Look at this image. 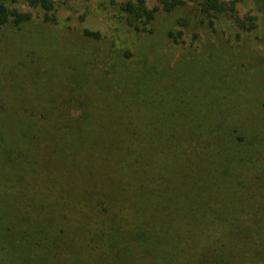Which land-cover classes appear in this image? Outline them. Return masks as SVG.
Wrapping results in <instances>:
<instances>
[{"label":"rangeland","instance_id":"rangeland-1","mask_svg":"<svg viewBox=\"0 0 264 264\" xmlns=\"http://www.w3.org/2000/svg\"><path fill=\"white\" fill-rule=\"evenodd\" d=\"M53 1L46 22L7 0L30 18L0 28V264H264V0H144L146 24L137 0ZM135 136L124 161L72 157ZM46 157L101 192L37 191Z\"/></svg>","mask_w":264,"mask_h":264},{"label":"trees","instance_id":"trees-1","mask_svg":"<svg viewBox=\"0 0 264 264\" xmlns=\"http://www.w3.org/2000/svg\"><path fill=\"white\" fill-rule=\"evenodd\" d=\"M20 1L25 3L28 7L41 9L44 13V20L46 22H54L55 16L53 13L54 11V1L53 0H20ZM187 1H191V0H159V4L163 11L169 12L178 6L183 5ZM201 8L203 12H207V13H212V12L220 13L225 10V6L221 0H202ZM121 9L123 12H125L132 18L144 19L143 20L144 24L150 23L154 19L155 11L157 10V9L153 11L148 10L146 8L144 0H137L135 2H126L121 5ZM29 18H30V13H22V12L17 11L15 8H9L7 6V0H0V28L7 26L9 23L18 25L20 23L27 22ZM84 35L85 37H88V38H98L99 36L98 34L90 32V31H84ZM127 82L129 85L125 89L129 91L133 88L134 82L131 81L130 78L127 80ZM193 87L194 86L191 84V86L188 88L191 89ZM163 89H164L163 90L164 103L166 104V106H168V103H170V100H171L170 96L168 95V91H172V89L171 90H167L165 88ZM146 103L149 105L148 99L146 100ZM135 109L136 108H134L133 110ZM89 131L90 130L88 128H85L86 134H88ZM86 134H85V139H86ZM141 139H142V136H135L133 143H129V144L123 143L125 145L118 144V145H115L114 147H111V144L109 145H105V144L97 145L96 144L91 151L89 150L90 151L89 154H85L79 149H74V153L72 157H74L75 160H79V157H81L82 155L91 156V152H96L98 150H101L106 153L104 154V157H103L106 160L110 159L114 161L115 159L114 156H116V153H117L120 156H122V160L124 161L132 155L133 151L136 148L140 150L143 149V147H141L143 145V143L140 141ZM38 145L43 146L42 148L43 150H47L50 152L52 151L53 153L54 151H57L58 149H60V147L64 148L65 142L63 140V137L53 132L48 137H45V139H42L38 143ZM47 158L48 157H46V159H44L42 163L38 164V167H37L41 171L44 170V172L40 174L39 173L33 174L34 177L39 178L38 185L36 186L34 184L37 191L41 192L43 189H45V185L48 183V180L50 178L48 174H50L52 181H49L50 184L46 185L48 186L47 188L49 189L52 186L58 187L55 190L58 192L62 191V192H65L66 194H69L70 196H72V197H69L71 200L76 199L77 201H80V202L82 200L88 201V200L94 199L96 194H99V192H101L100 188L102 184H100V182L97 179L95 180L90 179L87 182L85 180H80L76 176H70L66 172L62 173L61 171L63 170L57 168L55 160L53 158L52 159L51 158L47 159ZM96 163L98 164V162H95L93 166L95 168V172L98 170V166L96 165ZM33 170L35 172H40L39 170H36L34 167H33ZM28 171L30 172V169H28ZM55 172H58L59 174L63 176L61 182L53 174ZM73 197L74 199H72ZM24 218L26 220L30 219L28 216ZM141 218H142L141 220H138L139 222H142L144 217H141ZM26 220L22 219L23 222H26ZM115 220L117 221L118 219H115ZM120 220L121 219H119V221ZM144 220H148V219H144ZM119 221H118V225L122 226L119 223ZM161 222L162 224L166 223V220L163 219L161 220Z\"/></svg>","mask_w":264,"mask_h":264}]
</instances>
